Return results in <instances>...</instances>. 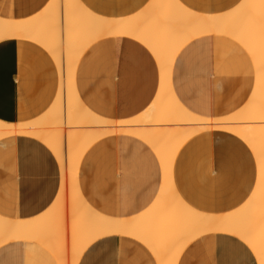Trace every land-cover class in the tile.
Segmentation results:
<instances>
[{
    "label": "crops",
    "instance_id": "obj_1",
    "mask_svg": "<svg viewBox=\"0 0 264 264\" xmlns=\"http://www.w3.org/2000/svg\"><path fill=\"white\" fill-rule=\"evenodd\" d=\"M49 1L0 0V17L26 19ZM177 1L194 13L220 14L241 0ZM80 2L97 15L125 18L141 12L150 0ZM248 53L225 35L190 37L170 66L173 94L184 108L201 117H225L238 111L256 80L255 63ZM160 79L152 52L124 33L88 44L73 73L80 102L96 115L117 120L144 111L154 99ZM59 84L65 90L64 73L59 77L54 59L41 45L27 38L0 40V120L16 123L40 117L55 102ZM63 103L62 97V108ZM126 134H109L93 141L76 169L82 199L96 213L120 219L144 211L162 183L156 152L146 141ZM257 173L248 144L219 127L187 138L171 166L178 196L191 209L211 214H226L241 207L255 187ZM61 183L59 162L44 143L24 134L0 138V215L27 219L47 208H63L65 201L58 194ZM91 243L76 264H159L149 247L131 235H105ZM177 259L176 264H258L251 247L238 235L225 231L193 238ZM0 264L60 263L43 245L15 239L0 243Z\"/></svg>",
    "mask_w": 264,
    "mask_h": 264
},
{
    "label": "bare ground",
    "instance_id": "obj_2",
    "mask_svg": "<svg viewBox=\"0 0 264 264\" xmlns=\"http://www.w3.org/2000/svg\"><path fill=\"white\" fill-rule=\"evenodd\" d=\"M120 33L146 45L161 74L149 106L126 120L109 119L87 109L77 97L73 83L75 64L85 47L99 38ZM206 33L235 39L255 63L256 80L251 95L238 111L225 117H201L190 112L170 87V66L176 52L190 37ZM4 38L36 42L54 59L59 77L64 73L65 90L59 84L51 107L34 120H0V138L29 135L52 150L62 172L58 194L65 205L61 209L47 208L27 219L0 215V243L15 239L37 242L52 252L60 264H76L84 248L96 238L131 235L149 247L159 264H176L181 250L193 238L225 231L241 237L253 250L257 263L264 264V0H241L220 14L194 13L177 0H150L141 12L125 18L97 15L80 0H50L29 18L0 17V40ZM214 127L242 138L258 167L256 184L247 201L226 214L191 209L178 196L171 180L172 162L181 144ZM119 132L146 141L162 168V183L153 203L140 214L124 219L96 213L76 186V169L84 150L93 141Z\"/></svg>",
    "mask_w": 264,
    "mask_h": 264
}]
</instances>
